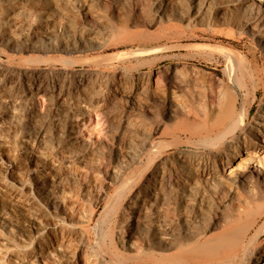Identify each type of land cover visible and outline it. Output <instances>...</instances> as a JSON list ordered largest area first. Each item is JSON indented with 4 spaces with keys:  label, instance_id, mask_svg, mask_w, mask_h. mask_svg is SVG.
I'll return each instance as SVG.
<instances>
[{
    "label": "rangeland",
    "instance_id": "obj_1",
    "mask_svg": "<svg viewBox=\"0 0 264 264\" xmlns=\"http://www.w3.org/2000/svg\"><path fill=\"white\" fill-rule=\"evenodd\" d=\"M140 1L143 3L142 14L137 13L141 14L140 20L131 16L133 11L129 10L125 0H28L25 8L17 7L20 10L15 9V14L1 20L0 36L7 27L14 30V26L21 23L22 29L29 31L22 32L32 37L36 27L32 22L40 21V10L56 4L61 12L54 19L59 24L55 23L58 38L51 44L44 42L30 48L29 44H7L8 41L0 37V137L5 133L3 121H11L12 117L16 122H12L14 134H5V143L0 141V247L1 251L3 249L0 264L3 261L6 264H44L43 260H46L45 264H85L88 259L87 264H156L145 252H148L146 241L151 240L150 233L134 229L131 214L123 213L136 201L135 195L139 192V197L146 200L155 196V205L173 207L170 209L175 216L179 212L189 214L187 217L193 227L188 231L183 222L178 223L177 243L160 250L153 246L157 253L165 252V258H169L164 263L207 264L202 262L206 260L200 259L203 253L198 256L200 251L195 244H202L222 231L225 214L231 208L230 201L220 206L216 218L209 217L204 224L197 223L193 220L192 207L178 201L169 190L172 184L162 181L169 184V188L159 186L160 172L176 168L181 157L197 164L202 171L205 169L203 172L207 174L215 175L217 168L216 174L225 179L246 170L253 175H256L255 170L264 172V153L259 158L252 157L250 163L242 162L244 168L237 167L240 159H236L230 169H224L221 164L215 167L218 158L209 152L222 153L221 147L198 144V137L189 140L184 126L191 119L186 120L180 114L177 117L166 114V92L159 93V99L152 104L153 99L138 89L158 74L164 87L172 89L168 86L171 81L180 85V89L175 88L178 93L187 89L185 95H189L193 113L215 118L221 109L231 105L234 117L240 115L238 99L244 101L249 96L246 89L252 87L257 90V101L244 123L253 126L264 105V20L250 23L251 30L248 25L246 27L249 23L246 15L235 9L229 0ZM158 2L166 5V17L156 11ZM31 3L38 5L32 9ZM114 5L122 6V9L114 12ZM68 22L73 30L83 31L82 37L73 36L66 29ZM14 32L21 33L18 29ZM236 80L245 81L246 88L239 90ZM148 103L153 107L152 113L143 111ZM72 121L78 122L77 141L80 144L76 153L68 155L66 148H59L61 145L57 143L65 140ZM39 129L45 135L34 140V131ZM249 137L256 141L253 135ZM257 137L264 150V139ZM157 142L160 152L155 153L150 169L138 177L145 167L144 164L139 166L141 158ZM127 153L133 154V161L127 158ZM207 153L210 156H206ZM61 154L67 159L60 158ZM119 158H124L127 163L118 164ZM259 159L261 163H258ZM113 168H119L121 172L117 180L111 175L106 176V172L112 174ZM126 177L132 180L131 183L117 194L119 200L116 199L114 207L111 204L113 208L109 207L107 217L102 215L111 201L104 198L103 193L114 196L122 181H127ZM227 187L225 185L226 191ZM237 190L250 192L252 187L242 184ZM63 200L79 202L82 215L94 211L92 220L84 222L83 228L75 231L68 222L77 220L64 215L67 211L63 208ZM115 208H120L116 217ZM67 224L72 229L67 228ZM99 231L106 235L103 240L107 241L105 247L111 249L110 259L100 257L97 251V243L101 242ZM113 232L112 242L109 235ZM60 233L66 236L62 237ZM66 237L71 238L69 242ZM260 241H264V235ZM114 246L121 256L115 253ZM186 249L192 250L189 255L188 251L184 253ZM41 253L46 257L42 258ZM125 255L132 259L127 260ZM83 259L87 261L84 263ZM261 264H264V258Z\"/></svg>",
    "mask_w": 264,
    "mask_h": 264
},
{
    "label": "bare ground",
    "instance_id": "obj_2",
    "mask_svg": "<svg viewBox=\"0 0 264 264\" xmlns=\"http://www.w3.org/2000/svg\"><path fill=\"white\" fill-rule=\"evenodd\" d=\"M229 1L235 7V9H237L238 11H241L244 15H246V18L249 21V23H246V27L248 25V27L251 30H253V29H252V27H250V23H254L255 20L257 21V20H260L261 18L264 20V11L262 10V1L263 0H249V1H246V0H229ZM3 3H5V4H3ZM35 3L34 4L31 3V5H29V6H31V8L32 7L36 8L38 4L36 5ZM125 3H127L129 10L133 11L132 12L133 14L131 16H134L137 20H140V15L142 14L141 13L142 10L140 9V7L143 3H141L140 0H125ZM25 4H28V0H0V22H1V20L2 21L4 20V18H5L4 16H7V18H9L8 16H10V14H15L13 12L15 9L25 8ZM57 6L58 5L55 4L49 8L46 7L47 9H44V10L38 9V11L40 10L39 14H40L41 19H40V21H38V20H35L36 19L35 18L34 19L35 21L32 22L34 24V26H36L34 28L32 27L34 29V30H32L33 34L31 33L32 37H28L29 35L26 32L25 33L28 36L24 32H22V30L27 31L28 28H26L27 30H25V28L22 29L23 24L19 25L21 23H18V25L14 24L15 25L14 30H12V27H11V29H8V27H7V29H5L6 25H5V28L2 25L3 29H5L3 34L1 33L2 39L7 40L8 41L7 44H29L30 48H36V44H41L44 42H48L49 44H51L54 39L56 40L58 38L57 32L55 30L56 21L54 19H55V16H58L57 14L61 13V12H59ZM17 7H19V8H17ZM156 8H157L156 11L158 13L163 14V16L166 17V5L164 3L162 4L161 2L160 3L158 2L156 4ZM59 9H62V8L59 7ZM121 9H122V6L121 7L115 6L114 12H118V10H121ZM64 12H65L64 14H66L67 11H64ZM137 13L138 14L141 13V14L137 15ZM39 14H37V15H39ZM65 16L67 17V15H65ZM90 16H92V15H90ZM67 21L65 20V22H67ZM78 21H79V19H78ZM69 22L71 23L73 21L70 20ZM69 22L67 24H70ZM23 23H25V22H23ZM33 24H32V26H33ZM56 24H58V23H56ZM67 24L65 23L66 29L68 31H70L73 36L78 35V36L82 37L83 31H77L75 28H74L75 30H73L72 29L73 27H71V24H70V26ZM28 25L29 24L27 23V26ZM16 29H18L19 32L21 31V33L15 34L14 31ZM85 30H87V29H85ZM27 32H29V31H27ZM93 34H94V32H93ZM99 35H101V34H99ZM91 36L95 37V35H91ZM97 38H99V37H97ZM27 55H29V54H27ZM57 56H59V55H57ZM45 58H47V57H45ZM238 79H240V78H238ZM235 82H236L235 83L236 87L239 90H242L243 87L246 88L245 86L247 83L245 81L242 82V81L236 80ZM168 86H171L172 89H169V87H164V84L162 83L161 77L157 74L154 77H152L150 82H148L145 85H141L140 87H138V89L143 93V95L153 99L152 104H155L156 101L159 99V96H158L159 93L166 92V94H167V96H166V114L169 115L170 117H177V115L180 114V115H183L184 117H186V120L190 121V119H191V122L186 123L184 126V130H185L184 132L189 136L188 139L190 140V138L198 137L197 138L198 144L200 143V144L207 145V146H220L221 147L222 153H217V151L209 152V154L211 156L218 158L219 162L216 163V160H215V164H214V161L212 163L215 165V167H216V164H221L224 169L225 168L230 169L233 166L232 163L235 162L236 159H240L239 163H237V167L238 168H244L242 162L250 163L252 157H258L259 158V155L260 154L262 155L264 153V150L258 144L259 139L257 137V136H260L262 139H264V105H262L260 107V109L257 113V116L255 117V120L253 122V126H249L250 124L246 125L244 123L246 120V115L249 114L250 109L252 108V106L257 101V90L255 88L251 87L250 89H248V88L246 89V91H248L247 94H249V96H247V98H246L247 94H245L246 99L241 102V110H240L239 114L240 115L243 114L242 116L235 115V117H234L233 105H231V106L224 107V109H221L215 118H211L208 116H198L192 112V109L190 106V101H189V95H185V93L187 92V89H183V91L179 90L180 93H178L175 88L177 86L180 89V85L179 86L175 85V82H171V81H168ZM241 93H242V91H241ZM110 98L112 99V97H110ZM138 101H140V99H138ZM211 104H212V106H214L212 102H211ZM153 106H155V105H153ZM151 107H152V105L149 104V105H147V108L143 109V111L147 112V113H149V112L152 113L153 107L152 108ZM14 115H12V116L15 117ZM10 119H11V121L5 120V121H3V124H2L3 128L5 129V133H3V135L0 137V139H1L0 141H2V142L4 141V143H5V140L7 139V138H5V134H7V135L8 134H12V135L14 134V132H13L14 126L12 123V122H14V120L12 119V117ZM15 123L16 122H14V124ZM69 124H70V126H69V130L67 131V136H66L65 140L63 142L57 143L58 146L61 145L59 148H61L62 146L64 148H66L68 155L76 153L77 150L79 149V144H80L77 141L78 140L77 137L80 134V131L78 128V122L72 121ZM1 132H3V131L1 130ZM42 133H43V131L40 129L38 131H34L33 139L34 140L40 139L42 136L45 135V134L42 135ZM250 135H253L255 137L256 141H251L249 139ZM158 146H160V143H158V142L155 145L151 146L150 149L148 150L149 152H147L148 154L144 155L141 158V163L138 161L140 163L139 166H141L142 164L145 165V167L140 172L139 176L137 175L138 177H140V175H142L145 171H147V169H150L149 166L152 164L153 159L155 160V158H154L155 153L158 154L160 152V151L158 152V150H157ZM207 155H208V153L206 154V156ZM210 155H208V156H210ZM80 157H82V156H80ZM60 158H62L63 160L67 159V158H64V156L62 154L60 155ZM127 158L129 160L133 161V159H134L133 154L127 153ZM179 159H180V157H179ZM210 159H211V157H210ZM180 160H181V162L179 163V165L176 168H172L169 170L166 169V170H163L162 172H160V174L162 173V176L160 175L162 177V179H160V181H159V186L162 188V186L165 185L167 188H169L168 187L169 184L167 186V184H163V183L167 182V183L172 184L173 187L171 185L172 189H169V190H171L173 192L174 196L178 199V201H180L184 205H190L192 207L193 213L192 212L191 213L193 215V220L195 222L204 224V222L206 221V218H209V217H211V218L215 217L216 218V213L219 210L220 206H222L225 202L230 201V203H231V208L227 212V214H225V217H224L225 222L223 224H225V225L222 224V226H224L222 231L217 236L215 235L213 238L210 237V239H207L206 242H202V244H195L196 247L198 246L197 248L200 251V252H198L195 250L196 253L198 252V256H201L199 253H203V255H202L203 257L200 258L196 254L195 255L200 259L206 260V261H202V262L203 263L208 262L207 264H212V263H216V264H261L262 258H264V243H263L264 241L263 242L260 241V238L264 235V172L259 173L258 171L255 170L254 172L256 175H253L250 170H246V171H243L241 173L234 174L233 177H228L227 179H225L222 176H218V174H216V171L218 170L217 168H216V170H214L215 175H212L211 173L207 174L206 172H203L205 169L202 168L203 169V171H202L197 164H194L191 161L188 162V160L182 159V157ZM206 160L210 161V160H208V158ZM206 160H203V161H206ZM213 160H214V158H213ZM117 161L119 162L118 164H121V165L127 163V161L124 158H119V159H117ZM194 161H196V158ZM257 161H258V163H261L260 159ZM205 164H204V166H207V164L206 165ZM62 165H61V167H62ZM161 166H163V165H161ZM219 168H220V166H219ZM68 169H70V168L68 167ZM61 170H63V169L60 168V171ZM61 172H64V171H61ZM217 172H219V171H217ZM220 172L222 173V171H220ZM120 173L121 172H120L119 168H113L112 174L106 172V176L111 175L115 180H117L120 176ZM127 178L128 177H126V179ZM129 179H130V177H129ZM84 180H87V178H85ZM123 181H122V185H121L120 189L117 191L118 193L116 192V194H114V196H110L107 193L106 194L103 193L104 198H106L107 200L111 199V201L108 202L109 204L107 203L108 205L105 207L102 215L107 214L108 211H110V208L114 207V205H115L114 202L119 200V199H117L118 195H120L121 192L125 188H127V186L131 183L132 180L127 179V181H124V182ZM133 181H134V179H133ZM162 181H163V183H162ZM171 182H173V183H171ZM136 183H137V181H136ZM136 183H134V185ZM242 184H247L248 186H251L252 191H250V192H245V191L244 192L243 191L238 192V190H237L238 186H240ZM225 185H226V187H227V185L229 186L228 191L225 190ZM128 190H127V192H128ZM158 190H159V188H158ZM145 193H146V191H145ZM138 194L140 195V192ZM115 195H117V196H115ZM139 195L138 196L135 195L136 201L132 200V202L133 201H135V202L130 203L131 205L128 206V208H127L128 210L127 211L123 210V213H125L124 215H130L131 214L130 218L133 220L134 229H136V230L142 229L143 231L146 230L148 233H150L151 240L146 241L148 252L145 250V252L153 258L152 259L150 257L151 258L150 260H154V262L156 264H160V263L165 264L164 262L169 260V258L168 257L165 258V254H164L165 252L163 253L164 255L160 251L159 252L161 254L157 253L158 250L154 249L153 246L156 245V247L159 248V250H160V248H167L170 245L177 243L176 242V239H177L176 230L178 227V223L183 222V225H185V230H188V231H190V229L193 227V226L191 227V225H192V224H190L191 221H190V219H188L189 214H187L188 215V217H187L186 213L182 214L181 212H179L177 214V216H175V214L172 212V209H170L173 207L169 208L168 206H166V204L165 205H155L153 203V202L157 201L156 198H154L155 196L152 195L153 198L150 197L149 199L146 200V198H140ZM99 199L100 198H98V200ZM54 202H56V201H54ZM78 203L72 202L70 200H68V201L63 200V204H62L63 208H65V210L67 211V212H65L64 215H67L70 220H73V219L77 220V222H74V221L68 222L69 225L75 229V231H76V229L78 230L79 228H83L84 222H89L90 220H92V215L94 212V211H92L89 214L85 213V215H82V213H80L81 212L80 209L78 208L80 206ZM111 204L113 205V207H110ZM119 206H120V204H119ZM56 207L57 206H55L54 208L56 209ZM119 209L120 208H117V210H116V208H115V210H116L115 215H114L115 217H116V215H118ZM186 212H187V210H186ZM105 216L107 217V215H105ZM123 219L126 220L127 218L124 217ZM100 220H102V219H100ZM1 223L3 224L2 221H1ZM101 224H102V222H101ZM69 225L67 224L65 226L68 228ZM70 226H69V228H71ZM66 227H64V228H66ZM60 229H61V227H60ZM71 229H69V230H71ZM123 229H124V226H123ZM73 230H72V232L75 234V232ZM79 230H81V229H79ZM119 230L120 229H118L117 232H119ZM63 231H65V230H63ZM65 232H67V231H65ZM79 232H81V231H79ZM99 232H100V235L99 234L98 235L100 236L101 242L99 241L97 243L99 246L96 244L99 247V250H97V251H99L100 254L99 253L98 254L101 255L100 257H105V258L110 259V255H112L111 254L112 252L110 251L111 249L109 248L110 249L109 250L108 248H106L107 246L105 247V242H107V241L103 240V238L105 239L106 235L103 231H99ZM73 233L71 234V236L73 235ZM78 233H76V234H78ZM121 233H123V232H121ZM125 233H127V232H125ZM63 235L66 236L64 233H63ZM63 235H62V237H63ZM80 235H82V234H80ZM109 236L111 238V241L113 242L114 232L111 233ZM70 239L67 238L68 242ZM124 239H125L124 237H123V239H120L121 242H123L122 240H124ZM64 240H65V238H64ZM97 240H99V239H97ZM140 243H138V244H140ZM115 244L116 243H114V245ZM134 246H136V244ZM111 247H113V246H111ZM141 247L142 246H140V247L138 246V248H141ZM190 247L191 246H189V248ZM196 247L194 249H196ZM42 248H43V246H42ZM142 248H144V247H142ZM189 248H187V249L189 250ZM187 249L183 250V251H185L184 253H186V251H188ZM114 250L116 253V247L115 246H114ZM2 251H3V249H2ZM2 251H1V247H0V253L1 254H2ZM191 251L192 250L190 249V251H188L187 254L188 253L190 254ZM136 252H137V250H136ZM115 253H113V256ZM184 253H182V254L184 255ZM116 254H115V256H116ZM191 254L194 255L193 252ZM117 255L121 256L119 254H117ZM188 255L185 257H188ZM40 256L46 257L45 255H42V253ZM129 256L125 255L126 258L128 257L127 260L129 259ZM197 257H195V258H197ZM130 258L132 259V257H130ZM87 259L85 261L83 259V262L85 263L87 261ZM101 259L104 260V258H101ZM131 259H129V260H131ZM186 259H188V258H186ZM105 260H107V259H105ZM118 260H119V258H118ZM122 260H125L124 257ZM45 261L46 260H43L44 264H45ZM88 261H90V260L88 259ZM88 261H87V263H88ZM135 261H137V259ZM108 262H110V261L108 260ZM130 262H132V261H130ZM87 263H85V264H87ZM2 264H6L5 261H3ZM117 264H118V262H117Z\"/></svg>",
    "mask_w": 264,
    "mask_h": 264
},
{
    "label": "water",
    "instance_id": "obj_3",
    "mask_svg": "<svg viewBox=\"0 0 264 264\" xmlns=\"http://www.w3.org/2000/svg\"><path fill=\"white\" fill-rule=\"evenodd\" d=\"M238 106H239V110H241V100H240V98L238 99Z\"/></svg>",
    "mask_w": 264,
    "mask_h": 264
}]
</instances>
